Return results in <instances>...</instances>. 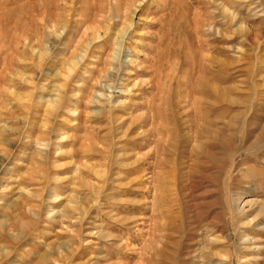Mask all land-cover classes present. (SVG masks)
Wrapping results in <instances>:
<instances>
[{
  "label": "rangeland",
  "instance_id": "374dc122",
  "mask_svg": "<svg viewBox=\"0 0 264 264\" xmlns=\"http://www.w3.org/2000/svg\"><path fill=\"white\" fill-rule=\"evenodd\" d=\"M0 264H264V0H0Z\"/></svg>",
  "mask_w": 264,
  "mask_h": 264
},
{
  "label": "bare ground",
  "instance_id": "6f19581e",
  "mask_svg": "<svg viewBox=\"0 0 264 264\" xmlns=\"http://www.w3.org/2000/svg\"><path fill=\"white\" fill-rule=\"evenodd\" d=\"M220 93H221V92H220ZM220 93H219V94H220ZM210 130H211V129H210ZM207 131H209V130H207ZM205 132H206V130H205ZM210 132H211V134H212L213 131H210ZM210 132H209V133H210ZM207 134H208V133H207ZM201 135H203V134L201 133ZM218 135H219V131H218V133H217V132L214 133V137H215V138H217ZM208 136H209V134H208ZM221 136H222V134H221ZM205 137H206V136H205ZM219 137H220V136H219ZM219 137H218V138H219ZM223 137H224V135H223ZM215 138H214V139H215ZM220 138H221V137H220ZM226 138H228V137H226ZM212 139H213V138H212ZM229 139H230V138H228L227 140H229ZM209 140H210V139H209ZM216 140H217V139H216ZM216 140H215V141H216ZM209 142H210V141H209ZM221 142H223V140H222ZM224 142H225V141H224ZM208 156H209V155H208ZM162 260H163V259H162ZM168 261H169V260H168ZM180 263H181V262H180Z\"/></svg>",
  "mask_w": 264,
  "mask_h": 264
}]
</instances>
